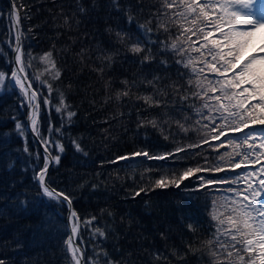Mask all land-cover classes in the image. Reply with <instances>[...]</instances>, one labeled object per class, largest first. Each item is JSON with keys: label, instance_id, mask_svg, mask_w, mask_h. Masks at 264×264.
Returning <instances> with one entry per match:
<instances>
[{"label": "trees", "instance_id": "1", "mask_svg": "<svg viewBox=\"0 0 264 264\" xmlns=\"http://www.w3.org/2000/svg\"><path fill=\"white\" fill-rule=\"evenodd\" d=\"M13 3L19 13L21 66L40 105V134L49 142L53 159L60 157L59 163L54 159L47 182L72 198L80 218L76 243L85 264H213L206 246L208 240L216 239L213 201L223 212L219 205L225 203L224 197L234 195L228 189L244 185L242 180L201 185L242 177L261 165L231 170L227 156L220 159L233 152L227 140H239L245 133L233 134L226 128L225 136L213 140L219 130L212 129L221 121L203 119L209 115L207 109L196 114L194 107L204 101L192 95L198 90L196 77L183 62L200 54L192 52L183 38L177 48L189 51L181 55L171 49L182 31L170 19H175L176 10L165 8L163 0ZM137 42L143 47L139 54L130 51ZM12 46L10 5L0 0V72L5 73L0 85V260L4 264H73L64 243L69 235L66 205L43 197L36 179L44 155L26 127L25 97L11 79ZM47 53H51L49 62L41 59ZM145 56L150 59L145 61ZM208 78L219 77L209 73ZM181 96L188 98L181 100ZM144 97L151 101L146 103ZM69 112L74 113L70 118ZM251 131L261 129L245 130ZM190 144L199 147L188 148ZM177 148L185 151L177 153ZM141 151L166 158L135 166L117 159ZM197 167L202 171L179 187H155L161 177H179ZM216 167L225 171H213ZM141 188L145 191L136 196ZM97 228L105 233L103 237L95 233Z\"/></svg>", "mask_w": 264, "mask_h": 264}, {"label": "snow or ice", "instance_id": "2", "mask_svg": "<svg viewBox=\"0 0 264 264\" xmlns=\"http://www.w3.org/2000/svg\"><path fill=\"white\" fill-rule=\"evenodd\" d=\"M259 5V7H258ZM163 6L169 10L175 9L171 22L182 31L171 44V49L178 54L189 51L185 48H177V41L187 43L192 52L200 55L196 58L189 56L183 62L185 68L191 67L196 77L195 86L198 89L192 95L204 101L200 107H194L197 115H201L203 109H207L209 115L203 119L213 122L216 119L221 121L213 127L212 131H218V135L213 136V140H220L225 136L224 129L228 128L233 134L245 133L239 140L228 139L227 144L233 147L232 153H225L221 160L228 158L231 170L256 165L261 167L254 171H249L241 177L237 175L235 179L228 180H208L201 187L212 184H237L242 180L244 187L239 190L228 189L233 192V197H224L225 203L219 205L224 208L223 212L217 210L216 201H213V211L211 219L216 222V239L208 240L206 246L209 247V254L213 258V264H264V0H163ZM18 10L13 5L11 15L19 22ZM131 19V18H130ZM165 31H168L166 24H161ZM117 35L123 39L120 33ZM197 37V40H192ZM257 40L259 46L257 47ZM202 41V42H201ZM199 43V47L192 45ZM202 49L204 51H202ZM249 49H255L251 55L245 57ZM15 60L18 65H22V54L19 47L15 48ZM130 51L139 54L143 51L140 42L133 44ZM51 53L45 54L41 59L49 62ZM210 57L211 59H207ZM244 57L242 60L241 58ZM145 61L149 56L144 57ZM182 63V61H177ZM203 67H196V64ZM54 67V64L52 65ZM19 72H24L21 66ZM214 73L218 79H209L208 74ZM231 73V75H229ZM59 73H56L58 76ZM11 79L20 92L25 96L29 95L31 84H25L24 79L17 74V70L11 72ZM5 82V73L0 72V85ZM151 83V82H150ZM189 86L192 80L188 81ZM51 90V85H49ZM209 93L212 95L210 96ZM219 93V94H217ZM117 94V99L120 97ZM123 95H128L124 92ZM187 96H181V100H186ZM145 102H150V97L143 98ZM37 101V92L31 91L29 103L31 107L30 122L32 131L44 144V167L36 174L39 188L43 197L60 204L65 202L69 209V222L71 223L70 234L65 239L67 253L71 255L73 264H85L83 250L76 244L78 238L80 218L77 212L72 209V198L65 192L50 188L46 182L45 174L49 167V160L53 157L48 155V141L44 140L40 134L38 125V113L40 105ZM215 101V104L210 103ZM156 103L159 106L158 102ZM48 104V100L44 101ZM60 104H64L61 97ZM61 111L60 107L56 108ZM215 115H212V114ZM69 118L74 113H68ZM187 119V117H186ZM153 127L155 121H150ZM199 123V121H197ZM208 127V125H203ZM21 128L20 124L16 125ZM183 128V125H181ZM261 129L260 132H245L246 129ZM187 131V129H184ZM206 142V141H205ZM55 148L63 152L60 144ZM188 148L199 147V144H190ZM77 151H81L79 145ZM177 153L185 151L184 148H177ZM171 155V153L169 154ZM138 156L147 157L149 160H162L164 155L153 156L146 151L134 152L130 156H120L118 160H128ZM240 157L234 161V157ZM54 159L59 163V156ZM234 161V162H233ZM115 162V161H114ZM202 171L199 167L188 168L179 177H161L155 181V187L164 188L168 184L179 187L180 183L195 173ZM216 172H223L225 168L216 167ZM144 188L135 193L139 196ZM94 219V218H93ZM90 224L91 221H85ZM189 229L192 226L189 225ZM95 233L103 237L105 233L100 229H95ZM225 237L220 240V237ZM219 247L213 250V244ZM0 264H4L0 260ZM106 264H111L110 261Z\"/></svg>", "mask_w": 264, "mask_h": 264}, {"label": "water", "instance_id": "3", "mask_svg": "<svg viewBox=\"0 0 264 264\" xmlns=\"http://www.w3.org/2000/svg\"><path fill=\"white\" fill-rule=\"evenodd\" d=\"M9 1V5H10V13H12L13 11V1L12 0H8ZM16 8V7H15ZM18 14V13H17ZM18 17H19V14H18ZM11 27H12V31H13V35H14V42H13V48H12V56H13V60H15V54L16 52L14 51L15 48L19 47L20 48V45H21V34H20V27H19V22L17 24V21L16 19L11 15ZM16 67L18 68L16 62H14V68L16 69ZM20 68V67H19ZM19 68H18V73L19 75L22 77V78H26L24 73L23 72H19ZM24 83L27 85L29 84L27 79H24ZM31 91H34L33 88L29 89V93L31 94ZM28 102V101H27ZM37 102V101H36ZM29 104V102H28ZM30 114H31V107H29V112H28V129L30 131V133L32 134L33 138L35 139V141L37 142V144L39 145V147L43 150V152L45 153L44 151V145L42 144V142L39 140V138L37 137V135L32 131V128L30 127L29 125V119H30ZM48 155L51 157L50 153H48ZM149 160V159H147ZM156 160V159H155ZM130 161V160H128ZM142 161H145L144 158H142V156H138L136 159H133L130 161L131 162H134V163H137V162H142ZM52 164V159L49 160V167L48 169L50 168ZM48 169L46 171V174H45V179L47 178V172H48ZM49 186V185H48ZM50 187V186H49ZM52 188V187H50ZM54 189V188H53ZM66 204V226H67V229H68V232L70 234V230H71V227H70V222H69V209H68V205L67 203L65 202ZM73 209V207H72ZM77 244V243H76ZM78 245V244H77ZM79 246V245H78ZM80 247V246H79ZM81 248V247H80Z\"/></svg>", "mask_w": 264, "mask_h": 264}, {"label": "bare ground", "instance_id": "4", "mask_svg": "<svg viewBox=\"0 0 264 264\" xmlns=\"http://www.w3.org/2000/svg\"><path fill=\"white\" fill-rule=\"evenodd\" d=\"M20 50H21V45H20ZM22 54V53H21ZM15 56H16V54H15ZM14 62H16V60H13V56H12V63H13V70H17L18 71V68L19 67H21V65H18L17 63V66H18V68L16 67V69L14 68ZM17 74H18V72H17ZM19 75V74H18ZM14 81V80H13ZM15 83V82H14ZM30 94V93H29ZM26 100L29 102V100H30V97H28V96H26ZM28 114H27V117H26V127H27V130H28V132L30 133V131H29V129H28ZM29 125H30V127H31V122H30V119H29ZM32 128V127H31ZM30 135L32 136V134L30 133ZM32 138H33V136H32ZM34 139V138H33ZM35 140V139H34ZM40 140V139H39ZM41 141V140H40ZM42 142V141H41ZM42 144H43V142H42ZM44 145V144H43ZM39 146V145H38ZM40 148V147H39ZM41 149V148H40ZM42 150V149H41ZM42 152H43V150H42ZM44 153V152H43ZM50 153V152H49ZM44 155H45V153H44ZM131 155V154H130ZM130 155H124V156H130ZM144 156H142V158H143ZM137 157H135V158H130V159H128V160H133V159H136ZM121 161V160H120ZM130 161H128V162H130ZM128 162H126L125 161V163H128ZM52 164H53V161H52ZM51 164V165H52ZM43 167H44V165H43ZM42 167V168H43ZM41 168V169H42ZM49 170H50V168L48 169V172H47V177H48V173H49ZM40 171V170H39ZM38 171V172H39ZM46 182H47V178H46ZM39 183V182H38ZM47 184H48V182H47ZM49 185V184H48ZM50 186V185H49ZM50 187H52V186H50ZM53 188V187H52ZM70 227H71V223H70Z\"/></svg>", "mask_w": 264, "mask_h": 264}, {"label": "rangeland", "instance_id": "5", "mask_svg": "<svg viewBox=\"0 0 264 264\" xmlns=\"http://www.w3.org/2000/svg\"><path fill=\"white\" fill-rule=\"evenodd\" d=\"M13 1V0H12ZM9 2V1H8ZM16 7V6H15ZM259 7V6H258ZM17 9V8H16ZM10 16H11V13H10ZM13 42H14V39H13ZM24 73V72H23ZM19 74V73H18ZM20 76V75H19ZM27 79V78H26ZM28 81V80H27ZM14 82V81H13ZM29 83V82H28ZM30 84V83H29ZM24 95V94H23ZM31 96V94H29L28 95V97H30ZM25 97V100H26V96H24ZM26 103H27V100H26ZM37 103H38V97H37ZM27 106H28V111H29V107H32L31 105H30V103L29 104H27ZM39 114V113H38ZM36 142V141H35ZM36 144H37V142H36ZM38 145V144H37ZM43 155H44V153H43ZM51 155V154H50ZM45 156V155H44ZM51 157H53L52 155H51ZM144 159H145V161H142V162H137V163H134V162H128V160H122L121 162H128V164L129 165H132V166H135V165H139V164H141V163H144V162H146V161H148L147 160V157H143ZM52 161H54V159L52 158ZM120 161V160H119ZM53 165V164H52ZM52 165L50 166V168L52 167ZM82 249V248H81Z\"/></svg>", "mask_w": 264, "mask_h": 264}]
</instances>
